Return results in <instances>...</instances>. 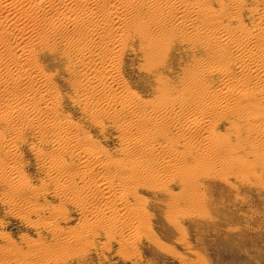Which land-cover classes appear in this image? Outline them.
Returning <instances> with one entry per match:
<instances>
[{"label": "bare ground", "instance_id": "1", "mask_svg": "<svg viewBox=\"0 0 264 264\" xmlns=\"http://www.w3.org/2000/svg\"><path fill=\"white\" fill-rule=\"evenodd\" d=\"M27 1L0 0V38L4 41L9 26L19 22L15 14H27L45 5L55 7L64 29L75 27L82 32L80 39L68 38L65 45L69 50L67 72L73 76L69 84L77 93L75 103L103 131L107 129L106 121L113 124V117L116 124L120 121L117 126L123 132L139 126L143 134L139 139L125 140L124 150L104 149L83 126L64 118L63 98L54 86L56 77L45 72L27 73L31 60L27 64L22 59L27 49L21 45L7 48L19 74L6 61L7 76L0 77V82L7 84V89L0 91L6 99V104L0 106V128L4 132L0 130V169L14 194L12 199L39 193L15 167L19 160L16 146L27 140L26 131L34 129L49 179L66 177L56 187L65 197L71 195L68 204L54 207V217L68 219L71 214L67 207L73 206L88 219L73 235L67 231L70 235L62 243L64 247L73 246V242L86 247L93 240L106 237L110 244L119 242L123 255L129 256L136 251L135 240L143 238L145 231L148 235L151 229L147 224L154 211L144 192H164L177 209L197 203L199 206V193L203 192L198 189L203 182H199V177L204 174L194 173L195 170L206 171L207 175L221 171L218 168L222 165V172L228 173L264 165V11L261 22L252 26L242 19L247 9L245 0H232L239 12L230 17L213 12L207 4L189 5L183 0H81L80 4L65 0L61 6L55 5V0H32L31 5ZM105 5L107 8L101 11ZM11 12L14 19L12 16L13 22L8 25ZM75 13L79 19H72ZM227 20L236 24L226 25ZM60 44L41 46L56 54ZM176 49L188 50L199 60L190 62L177 81L170 77ZM128 52L143 60L142 69L160 85L162 105H142L131 92L124 95L127 86L120 77ZM203 55L205 59H201ZM1 58L0 63L5 61ZM211 81L214 82L206 85ZM177 105L181 109L192 107L195 114L182 115L184 110L177 111ZM209 109L218 123L231 122L230 136L235 138L222 134L218 124L208 125L205 112ZM23 115V127H16V119ZM173 128L179 138L171 133ZM156 142L166 150L164 155ZM66 146L75 149L63 150ZM150 157L155 160L150 161ZM54 225L59 234H66L63 227Z\"/></svg>", "mask_w": 264, "mask_h": 264}, {"label": "rangeland", "instance_id": "2", "mask_svg": "<svg viewBox=\"0 0 264 264\" xmlns=\"http://www.w3.org/2000/svg\"><path fill=\"white\" fill-rule=\"evenodd\" d=\"M64 1L55 0V5L61 6ZM76 1L80 4L81 0ZM152 1L159 3L163 0ZM183 1L189 5L197 3L207 4L213 9V12L225 13L227 17L236 15L239 12L237 7L232 6V0ZM245 1L247 9L244 10L242 19L245 20L246 24L258 25V22H261L262 19L264 3L261 4V0ZM26 3L31 5L32 0H28ZM106 8V5L103 6L101 11ZM12 13L9 16L10 19H14ZM15 15L16 21H19L17 23L18 26L15 24L13 26L10 25L13 19L9 22L8 17L6 20L7 23L9 22L8 25H10L8 35L4 41L0 38V42L1 40L3 41L0 43L2 44L0 45V56L2 54L1 57L5 59V63H0V77L7 76L8 70L5 64L8 62L6 61H10V66L8 67H11L14 72L17 70L15 73L19 74L16 65L14 63L13 65L11 64L13 58L8 53L7 48L21 45V47L27 49V53L22 58L24 63L28 64L29 60H31L30 64H28L31 66L26 68V70L28 69L27 73L36 75L38 72H45L55 76L56 85L54 86H56L55 88L58 91L60 90L61 98H63L62 110L64 118L66 116L68 120H74V123L83 126L88 134L94 139L96 138L95 140L102 144L103 148L105 147L104 149L111 151L124 150L125 140L141 138L143 134L140 133L139 126H136L131 132L125 133L117 126L120 121L116 124L113 117H111L113 124H109L106 121L107 129L103 131L99 126H95L90 116L82 110L80 105L75 103L74 99L77 97V93L69 84L73 76H70L69 72H67L66 56L69 50L66 49L65 45L68 38H81L82 32L80 29L75 27L70 30L64 29L60 18L57 16L56 8L50 5L31 9L27 14L21 15L19 13ZM79 16V14L75 13L72 15V19H79ZM231 23L236 24L233 21H226V25ZM2 31L0 27V34ZM5 41L10 45L6 46L7 43ZM54 42L61 43L56 54L46 49L43 50L42 44H52ZM187 51L183 49L173 51L172 56L175 59V67L174 73H171L170 77L175 81L179 80L190 62L198 60ZM32 52L35 54L33 53V55ZM30 54L31 56H29ZM1 57L0 59L3 60ZM205 58L206 56L203 59ZM124 62L123 74H121L123 77H120V80L123 81L128 89L123 91L124 95L134 94L137 102L139 101L142 105H162L164 103L161 99L163 96L162 90H158L160 85L142 69L143 60L134 52H128ZM2 66L5 67L3 68ZM1 74L5 76H1ZM212 82L214 81L206 85ZM6 86L5 82H0V91H3V88L4 90L7 89ZM119 92L122 94L121 90ZM2 98V95H0V99ZM189 101L194 102L195 99H189ZM0 102V106H4L6 99L3 98ZM14 102L17 103L16 100ZM229 102L233 101L229 100ZM119 107L122 106L118 105V109H121ZM185 108L188 109L186 110ZM185 108L181 109L180 105L176 107L180 113L184 110L181 114L187 117L195 114L194 109H191L192 107ZM205 114L206 118L210 120L208 125L218 124L219 131L231 137L233 126L230 121L218 123L210 109ZM47 117L51 118L50 116ZM25 118L26 116L23 115L16 119L15 126L23 127L22 123ZM168 123L171 124L172 122L169 121ZM0 130L3 132L1 128ZM26 133L28 134L27 140L20 142L16 146L15 150L19 160L15 162L16 166H12L24 173L27 181L39 193H27L25 196H18V199H12L14 194H12L10 185L5 181L4 172L0 169V264H264V165H251L249 170L246 168L248 171L244 169V171H232V173L224 170L222 172V165L221 168L220 166L218 168L221 171L210 172L207 175L206 171L204 173L203 170L193 169L195 170L194 173L199 174L200 172L205 176L199 175L202 177H199V182L203 181L201 186H199L201 189L198 187L199 190L203 191L199 193L201 196H197L198 199L200 198L199 206L198 203L190 207L183 205L179 206L181 208L179 210V207L177 209L170 203V199L164 192L158 191V189L144 192L145 197L149 198L152 203L151 211H154L151 212L153 213V218L147 224L149 227L151 226L149 231H153V234L149 231L148 235L146 231L143 232V238H139V240L141 239L140 242L139 240L136 241L137 239L134 237L136 239L135 246L137 245L139 249L135 247L133 250L136 251L127 250L134 252L132 254L129 252V256L123 255L121 251H124V248L120 246L119 242L110 244L106 237L93 240L92 246L90 243H87L88 247H85L86 244H82L84 245L82 246L73 242V246L67 248L63 246L67 236L73 235L74 230L78 229L81 224H85L88 219L80 208L74 209L73 206L67 207L71 214L69 215L71 217H67L68 219H56L54 217V207L62 203L68 204L71 200H69L71 195H66L65 197L60 188L57 189L56 187V183L60 179L62 180L59 182H65L66 177L59 178L58 176L59 180L49 179L51 176L45 171L46 167L42 161L43 159H41V153L37 149L40 140L35 136V130L32 129L26 131ZM171 133L176 137L179 135L175 128H173ZM8 137L11 138L12 136L9 135ZM231 138L235 137L232 136ZM156 145L160 150V154L164 155L166 150L157 142ZM66 148L75 149L72 146H66L62 149L67 150ZM47 149L50 150L51 148ZM149 160L154 161L155 158L150 157ZM190 167L196 168L194 166ZM197 174H194V176H198ZM53 180H56V182ZM203 185L205 186L203 187ZM46 186L50 188L47 190ZM56 189L59 192H56ZM40 192L43 194L41 195ZM38 195H40V198ZM39 208L40 210L37 211ZM26 213L31 214L28 215ZM54 224L63 227L66 234H59ZM67 231L71 233L69 234ZM105 243H108V246ZM102 244L105 245L103 246ZM131 255L132 257L129 258Z\"/></svg>", "mask_w": 264, "mask_h": 264}]
</instances>
